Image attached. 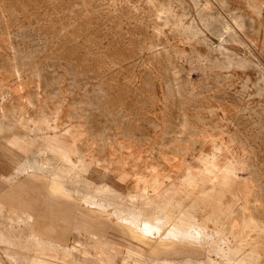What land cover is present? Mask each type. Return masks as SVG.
Returning a JSON list of instances; mask_svg holds the SVG:
<instances>
[{
  "label": "rangeland",
  "instance_id": "obj_1",
  "mask_svg": "<svg viewBox=\"0 0 264 264\" xmlns=\"http://www.w3.org/2000/svg\"><path fill=\"white\" fill-rule=\"evenodd\" d=\"M0 264H264V0H0Z\"/></svg>",
  "mask_w": 264,
  "mask_h": 264
},
{
  "label": "crops",
  "instance_id": "obj_2",
  "mask_svg": "<svg viewBox=\"0 0 264 264\" xmlns=\"http://www.w3.org/2000/svg\"><path fill=\"white\" fill-rule=\"evenodd\" d=\"M8 158H9L10 162H14V163L17 162V159H15L13 155H10V154H9ZM51 188H52L54 191H60V190H59L60 187L57 186V184H54V186H51Z\"/></svg>",
  "mask_w": 264,
  "mask_h": 264
},
{
  "label": "bare ground",
  "instance_id": "obj_3",
  "mask_svg": "<svg viewBox=\"0 0 264 264\" xmlns=\"http://www.w3.org/2000/svg\"><path fill=\"white\" fill-rule=\"evenodd\" d=\"M173 184H174V183H173ZM234 184H235V183H234ZM227 186H228V185H227ZM170 188H171V187H170ZM172 188H173V187H172ZM172 188H171V189H172ZM175 188H176V187H175ZM225 188H226V187H225ZM181 198H182V197H181ZM185 198H186V197H185ZM181 225H184V223H180V226H181ZM176 226H179V225H176ZM183 227H184V226H183ZM173 228H174V227H173ZM183 230H184V229H183Z\"/></svg>",
  "mask_w": 264,
  "mask_h": 264
}]
</instances>
